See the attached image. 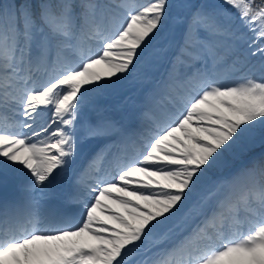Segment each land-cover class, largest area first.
Segmentation results:
<instances>
[{
    "label": "snow or ice",
    "instance_id": "obj_1",
    "mask_svg": "<svg viewBox=\"0 0 264 264\" xmlns=\"http://www.w3.org/2000/svg\"><path fill=\"white\" fill-rule=\"evenodd\" d=\"M0 264H264V0H0Z\"/></svg>",
    "mask_w": 264,
    "mask_h": 264
},
{
    "label": "rangeland",
    "instance_id": "obj_2",
    "mask_svg": "<svg viewBox=\"0 0 264 264\" xmlns=\"http://www.w3.org/2000/svg\"><path fill=\"white\" fill-rule=\"evenodd\" d=\"M171 27V23H169V28ZM169 29H165V32L162 34L161 37H158L155 41L152 42V50L158 48L161 43L163 42L162 37L163 35L167 34ZM162 64L159 63H151L147 59L141 61L137 64L136 70L134 73L130 75L127 80L124 81L123 86L120 88L119 92L113 93L111 90H96L94 88H90L89 91L85 94L83 105L85 107H91L93 105H103L101 103L102 99L105 96H108L109 99H116L125 98L127 103H139L141 99H143L146 93V83L148 80L151 79V75L155 72H158ZM126 102L121 100L119 108H115L116 111H120L121 108L125 105ZM104 106L110 107L111 104L106 103ZM111 108V107H110ZM113 109V108H112ZM211 185H209L206 189L209 190Z\"/></svg>",
    "mask_w": 264,
    "mask_h": 264
},
{
    "label": "bare ground",
    "instance_id": "obj_3",
    "mask_svg": "<svg viewBox=\"0 0 264 264\" xmlns=\"http://www.w3.org/2000/svg\"><path fill=\"white\" fill-rule=\"evenodd\" d=\"M112 102V106L113 107H119V105H120V103H121V100L119 99V98H117V99H114L113 101H111ZM74 223L76 222V220H74L73 221Z\"/></svg>",
    "mask_w": 264,
    "mask_h": 264
},
{
    "label": "trees",
    "instance_id": "obj_4",
    "mask_svg": "<svg viewBox=\"0 0 264 264\" xmlns=\"http://www.w3.org/2000/svg\"><path fill=\"white\" fill-rule=\"evenodd\" d=\"M174 2H175V0H174ZM255 62L258 64V58H257V60H256ZM257 74H258V73H257ZM203 184H206V183H203ZM203 184H201V185H203ZM200 187H201V186H200ZM200 187H199V188H200ZM199 188L197 189V191L199 190ZM197 191H196V192H197Z\"/></svg>",
    "mask_w": 264,
    "mask_h": 264
}]
</instances>
